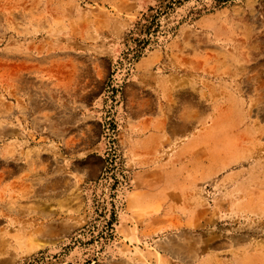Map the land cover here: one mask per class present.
Masks as SVG:
<instances>
[{"label":"rangeland","instance_id":"1","mask_svg":"<svg viewBox=\"0 0 264 264\" xmlns=\"http://www.w3.org/2000/svg\"><path fill=\"white\" fill-rule=\"evenodd\" d=\"M0 264H264V0H0Z\"/></svg>","mask_w":264,"mask_h":264},{"label":"built area","instance_id":"2","mask_svg":"<svg viewBox=\"0 0 264 264\" xmlns=\"http://www.w3.org/2000/svg\"><path fill=\"white\" fill-rule=\"evenodd\" d=\"M104 140H105V153L106 156L117 158L118 156V145H117V129L115 123L110 118L107 119L104 125Z\"/></svg>","mask_w":264,"mask_h":264},{"label":"crops","instance_id":"3","mask_svg":"<svg viewBox=\"0 0 264 264\" xmlns=\"http://www.w3.org/2000/svg\"><path fill=\"white\" fill-rule=\"evenodd\" d=\"M128 133L130 134L129 135L130 137H129V140H127L128 144H126V147H127V151L129 153V155H132V151L135 152L136 150H138V142H137L138 140H136L135 138H133V135H132L133 131H131V132L128 131ZM131 160H132V158H131ZM132 162H133V160H132Z\"/></svg>","mask_w":264,"mask_h":264},{"label":"bare ground","instance_id":"4","mask_svg":"<svg viewBox=\"0 0 264 264\" xmlns=\"http://www.w3.org/2000/svg\"><path fill=\"white\" fill-rule=\"evenodd\" d=\"M221 77V76H220ZM216 78V77H215ZM127 140H128V138H127ZM9 169V168H8ZM10 173V172H9ZM6 174V173H5Z\"/></svg>","mask_w":264,"mask_h":264}]
</instances>
